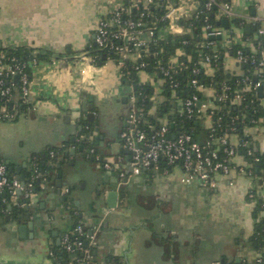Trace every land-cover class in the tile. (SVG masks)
I'll list each match as a JSON object with an SVG mask.
<instances>
[{"label": "crops", "instance_id": "0c3cea01", "mask_svg": "<svg viewBox=\"0 0 264 264\" xmlns=\"http://www.w3.org/2000/svg\"><path fill=\"white\" fill-rule=\"evenodd\" d=\"M109 1L0 0V47L28 46L49 54L30 71L32 106L14 120L0 121V157L4 162L9 160L10 165L18 166L22 161L35 162L37 156L42 162L43 152L64 146L76 134L80 116L86 117L90 96L98 127L94 134L105 133L111 143L105 148L98 139L96 146L103 151L104 160L124 155L119 147L122 116L114 111L112 119H103L99 106L104 93L113 95L118 88L121 69L110 59L101 65L80 59L94 46V28L108 12ZM227 1L233 2L237 16L260 17L237 31L242 37L248 36L243 39L251 50L256 49L254 42L261 37L264 54V10L255 8L252 0ZM233 20H228L227 27L237 26ZM246 25L251 28L247 33ZM222 67L227 77L244 74V65L229 51L224 53ZM129 85L132 91L133 85ZM18 98L14 89L12 102L16 104ZM260 102L264 108V94ZM242 133L255 150L264 152V116L253 125H244ZM228 136L232 144L240 139L236 132ZM247 163L242 153L234 157L236 166ZM97 164L102 171L94 195L96 202L87 208L74 204L71 196L68 207L61 199L50 205L45 195L36 193L31 195L27 211L21 205L18 223L17 216L9 214L18 197L9 199L7 212L0 217V264H53L51 248L74 227L73 214L91 229L100 224L94 252L99 264H109L112 259L120 264H258L260 254L251 237L264 219V184L257 175L239 172L235 166L228 175L217 176V185L207 189L197 182L181 184L178 166L172 167L169 175L160 168L142 169L128 176L118 190L116 206L109 208L101 186L116 184L118 175ZM20 172L28 179L35 170L22 168ZM71 183L79 188L85 185L81 179ZM66 187L61 189L65 191ZM251 189L253 198L248 196ZM256 201L260 210L255 215ZM19 224L26 228L20 231Z\"/></svg>", "mask_w": 264, "mask_h": 264}, {"label": "built area", "instance_id": "2783aa9c", "mask_svg": "<svg viewBox=\"0 0 264 264\" xmlns=\"http://www.w3.org/2000/svg\"><path fill=\"white\" fill-rule=\"evenodd\" d=\"M110 0L109 9L104 17H101L94 28L95 49L109 58L116 55L115 63L122 67L130 64L137 71H152L160 80L163 88V100L171 105L172 112L179 115L194 116L201 120L202 125L209 128L208 135L202 134L204 141L201 142L190 132L179 130L172 132L169 126L175 124L173 114L171 117H161L156 123L143 119V110L135 106V98L138 95L148 99L153 107L148 111L152 113L156 100V93L152 89L151 95L136 94L131 91L133 104L126 117L125 125L120 132V140L124 149L130 151L129 161L124 162V155L112 158H102L90 148L89 152L94 154L97 162H102L105 169H121L118 174L119 188L124 185L126 168L131 166V175L139 174L142 169L160 168L165 175H169L171 168L178 166L181 171L179 181L181 184L197 182L200 186L210 189L217 185V176L228 175L236 166L234 157L239 153L238 149L244 147L246 154H253L248 139L240 137L237 144L229 141V134L237 132L235 126H229V132L223 129L215 131L220 126V118H213L216 111L224 107L238 106L246 99L247 91L264 86V81L258 76L264 74V54L259 56L247 55L241 47L246 46V41L237 29L241 26H228L220 24L221 19L232 20L238 18L242 24L246 22L256 23L260 19L258 15L237 16L233 11V5L229 1L221 0ZM255 8L264 10V0H252ZM214 16L209 20L208 13ZM196 18L202 23L201 39L193 43V48L188 49L186 45L191 42L182 39V46L175 49L164 61L159 53L161 50L151 51L152 45L157 40H167L170 36L191 34V22L189 19ZM188 21V23H187ZM236 25V24H235ZM207 38L217 39V44ZM211 45V50L222 49L228 51L235 57L237 62L245 65L250 62L253 66V74L258 75L253 80L247 74L235 77L233 82L226 80L206 81L205 76H211L214 68L211 65L212 57L205 51ZM237 45L235 53L231 48ZM150 54L149 61L143 56ZM80 59L94 63V57L82 54ZM38 60L32 57L22 60L15 55L0 56V121L14 120L22 111L17 103L25 104L30 108V73ZM189 66V68H187ZM187 68V69H186ZM185 69L187 70L185 73ZM183 71V72H182ZM204 75V77H203ZM17 76V80L14 79ZM182 79V80H181ZM150 85V84H149ZM14 88L18 90L19 98L16 104L13 101ZM161 102V101H160ZM206 121H209L206 124ZM232 121H234L232 119ZM243 122V121H241ZM53 155V152H49ZM254 161L259 158L254 155ZM247 162V161H246ZM239 172L249 176H256L251 163L237 165ZM37 169L34 175L25 180L24 183L18 177H9L7 165L0 157V189L6 188L10 197H17L16 191L21 190V197L26 200L32 195L34 178L37 177ZM258 176V175H257ZM261 178V179H260ZM258 176L261 184L264 178ZM248 196L253 198L255 192L251 189ZM20 205H24V202ZM99 225L93 226L91 232L84 231V225L77 224L70 231L60 236L61 248L71 256L67 264H83L91 260V248L99 230ZM81 252L82 258L76 257ZM51 257L53 252L50 251ZM53 258V257H52ZM75 260V262H74ZM260 262V256L257 258Z\"/></svg>", "mask_w": 264, "mask_h": 264}, {"label": "trees", "instance_id": "16d2710c", "mask_svg": "<svg viewBox=\"0 0 264 264\" xmlns=\"http://www.w3.org/2000/svg\"><path fill=\"white\" fill-rule=\"evenodd\" d=\"M208 17L210 21L214 22V16L211 14V12L208 13ZM189 23L191 22V28L193 29L192 31V35L191 34H184V35H174V36H170L167 40H157V42L152 45L151 47V51H160L159 56L164 60L167 59V57L170 54H173L175 52V49L179 46H182V39H186L188 41L191 42V45H186V47L188 49L193 48V43L196 40L201 39V25L202 23L200 22L199 19H189ZM188 23V21H187ZM214 23H217V21H215ZM233 23L236 24L237 26H241L244 25V23L242 24L241 20L238 18H235L233 20ZM244 38H248L247 35L243 34ZM250 38V37H249ZM207 40H212V39H208ZM215 40V41H214ZM214 40V44H217V39L215 38ZM256 49L255 50H251L248 46L245 47H241V49L243 50V52L245 54L252 55L257 57L259 56L260 52H261V37H259L257 40H255L254 42ZM237 45H234L231 48V51L233 52V54L235 53V50L237 49ZM207 52H209L210 56L212 57L215 54V57L211 59V65L214 68L213 74L210 76H205V80L209 81L211 79H214L216 81H222V80H226L227 82H233L235 80V78L232 77H227V74L221 69L222 68V60H223V56H224V52L222 49L217 48L216 51H212L211 50V45L207 48V50H205ZM102 54L100 51L95 49V46H91L88 49L87 55L88 56H92L94 57V64L96 65H101L103 63H105L106 60L108 59H114L116 58V55H110L109 58L106 56L105 58H102ZM1 55H15L16 57L22 59V60H28L32 57H35L37 60H40L42 58H48L49 54L46 52H42V51H37L35 52L33 48L28 47V46H17V47H5L2 48L0 47V56ZM143 59L149 61L151 59L150 54H148L147 56H143ZM164 60V61H165ZM115 62V61H114ZM189 68V66L187 67ZM186 68V69H187ZM121 69V82H127L129 81L131 83V85H136L134 91L136 94H146L147 96L151 95L152 93V88L149 85V83L147 84H143L140 83L138 81L137 78V70H134L130 64H125L124 66L120 67ZM185 69L184 73L187 71ZM31 69H29V73H30ZM183 72V71H182ZM253 66L251 65L250 62H246V64L244 65V74H247L250 76V78L252 79V82L256 76L258 75H254L253 73ZM204 77V75H203ZM262 81H264V74H262V76H258V79H260ZM182 80V79H181ZM264 88V87H263ZM16 89V88H14ZM17 90V89H16ZM248 93L246 94V99H244L238 106H231V107H224L222 110H218L215 112L214 115H212V117L215 119L219 116H221L220 118V126L215 127V131H220V129L224 130L226 133L229 132L228 128L229 126H235L237 129L238 134H240V137L245 138V136L242 133L243 130V126L248 124V125H253L255 123L258 122V119L261 118L262 116H264V108L260 102V97L257 94V91L254 89H251L249 91H247ZM165 96L167 97V94H165ZM135 106L138 108H142V112H143V119H147L150 120L152 123H156L158 119H160L161 117H171L170 115L173 114L174 119H175V124L172 126L168 125V128L172 131V132H177L179 130H185L187 132H190L195 138L197 137L199 139V135L202 134H206L208 135V131L209 128H206L202 125V122L200 119L194 117V116H187L185 114L179 115L178 112H172L173 110H175V108H172V105L167 101H161L158 102L154 105V111L152 113L148 112L152 107L153 104H151V102L148 99H143L141 96L138 95V100L134 102ZM17 106L19 108L20 111H28V106L25 104H21L19 101L17 103ZM86 111V110H84ZM232 119L234 121H232ZM243 121V122H241ZM78 125L81 126V135H82V139L78 138V140L76 141L77 144L82 143L85 146V150L83 151L82 155L88 159H91L93 161L95 160V156L94 154H91L89 152L90 148L94 149L95 153H98L101 156V160L102 161L104 159V155L103 153L100 152V148L96 145L93 144V141H91L90 139L87 140V138H85V134L88 133V131L90 129L93 128L94 126V121H88L86 118H84L83 115L80 116L79 120H78ZM247 139V138H246ZM250 147L253 150V154H246V150L243 147H240L238 149L239 153H242L244 155V159L246 161H248L249 163L252 164V168L255 172L256 175L261 176L262 178H264V152H259L257 150H255L251 143H250ZM52 150L53 155H50L49 151ZM63 150V146L61 147H52L50 149H48L47 151L43 152V160L46 164H49V162L53 161L54 157L61 153ZM257 156L259 158L258 161H254L253 157ZM35 165H37V167H39V162H40V158L37 156V158L34 160ZM99 161V162H100ZM102 164V162L100 163ZM117 174H119V172H121V169H117L116 170ZM7 173L9 177H13L14 175H12L11 173L8 172L7 169ZM34 185H36V178H34ZM5 193V194H4ZM10 195L9 192L7 191L6 188H3L1 193H0V217H2L7 211V203L9 202L10 199ZM22 197L20 198V201H22ZM19 204V205H18ZM18 204L13 205L12 209L10 210L11 213H9L11 216H17L18 214L23 212V207L20 205L22 204V202H18ZM260 210V203L259 201H256V205L254 207L253 213L256 215L258 213V211ZM73 214V213H72ZM73 217L75 218V225L77 224H81L84 225V223L82 222L81 219L76 217V214H73ZM89 229H91V226H84V231L86 233H88ZM251 243L254 245L255 249L258 251V253L260 254V258L261 261L258 262V264H264V219L260 222H258L257 224V230L256 232L252 235L251 237ZM91 248V260L89 262H84L83 264H99L96 257H95V245L90 246ZM51 251L53 252V264H67L70 260H71V256L70 254H68L66 251H64L61 248L60 244H54L51 248ZM76 257L78 258H82V254L81 252L76 253ZM75 262V260H74ZM109 264H120L119 261L117 259H112V261Z\"/></svg>", "mask_w": 264, "mask_h": 264}, {"label": "water", "instance_id": "95a60500", "mask_svg": "<svg viewBox=\"0 0 264 264\" xmlns=\"http://www.w3.org/2000/svg\"><path fill=\"white\" fill-rule=\"evenodd\" d=\"M223 1H227V0H223ZM219 24V23H217ZM220 24L224 27H227L228 25V20L227 19H222L220 21ZM250 26L246 25L244 30L247 33L250 30ZM106 55L105 53L102 54V58H105ZM223 70V67L221 68ZM14 79L17 80V76H14ZM127 85L130 84L129 81L126 82ZM136 85H133V89H135ZM257 94L259 97H263L264 94V88L263 87H259L257 89ZM138 99L135 98V101H137ZM93 97H89V103L87 105V113H86V119L88 121H94V111H93ZM98 131V127H97V121H94V126L92 129H90L88 131V133H86L84 136L85 138L89 139V137L92 136L94 142V145H98L99 144V140L102 142L103 146L106 147H110L111 143L106 141V134L105 133H101L99 135H95L94 132ZM81 138L82 139V135H81V126L78 125L77 126V131L76 134L72 137H70L69 141L63 146V150L61 153L57 154L53 161H51L50 164H46L44 162V160L42 162H40V165L37 169V177H36V185H34V187L32 188V194H42L45 195L46 200H48L50 205H53V201H57V199H61V201H63V203H66V206L68 207V200H70V192L71 189L73 187H75V185H72V183H70V180H63L64 177V173H63V165L65 163H69V164H73L75 157L78 153H80L82 155L83 151L86 149L85 146L80 143L77 144V138ZM99 139V140H98ZM91 140V138H90ZM199 140L201 142L204 141V137L201 136L199 137ZM122 149V153L124 154V162L127 163L129 161V155H130V151L128 149H124L123 145L121 143V145L119 146ZM103 152V151H101ZM44 157V156H43ZM83 158L86 159V157H84L82 155ZM7 168H8V172L12 173L14 172L15 174H17V177L22 181V183L25 182V180L27 179L25 177L24 174H22L20 172V169L24 168H28V171H34L36 170L35 168V163L30 162L27 163V161H22L20 163V165L18 166H12L10 165V161L6 160L5 161ZM53 170H55V174H52ZM131 166L128 165V167L126 168V177H124L123 182H127L128 180V176L131 175ZM118 175V174H117ZM53 176L55 177L54 179V186L52 187L50 185V182L52 181ZM119 180L117 178L116 180V184L114 183H107L106 185L101 186V190L106 192V204L109 208H113L116 206V201L119 195V186H118ZM63 185H66V189L65 191H63L61 188ZM5 194V193H4ZM17 197H18V202H24V209H26V211L29 208V202H30V198L29 199H22V201H20L21 198V190L18 189L16 191ZM121 196H123V194H121ZM74 204H79L78 201H74ZM8 207H10V205H8ZM75 209V208H74ZM28 213V212H27ZM27 213H24L25 216H28ZM80 216V215H79ZM17 221L18 223L21 222L20 219V214L17 215ZM5 219L9 220V216H7ZM26 225L24 224H19V230L21 231L22 229H25ZM89 233L91 232V230L88 231ZM59 243V242H58Z\"/></svg>", "mask_w": 264, "mask_h": 264}, {"label": "rangeland", "instance_id": "374dc122", "mask_svg": "<svg viewBox=\"0 0 264 264\" xmlns=\"http://www.w3.org/2000/svg\"><path fill=\"white\" fill-rule=\"evenodd\" d=\"M137 78L140 83H149L151 88L158 92L156 93L155 103L163 100L165 94L163 92V88L159 85V78L154 79L156 78L154 72L138 71ZM108 94L109 93H104L103 99H101L99 102L102 118L112 119L116 112V115L119 114L122 116V124L124 123L125 125L126 117L129 114L133 104L130 85H127L125 82H120L115 93L113 95ZM124 98L126 99V102L124 101ZM208 123L209 121H206V124ZM108 130L110 133L112 132L110 129ZM95 165L97 166L96 168H94ZM99 167L100 166L96 161L87 160L83 158L80 153L76 155L73 164L65 163L63 165L64 181L70 180L69 182L71 183L72 180L76 181L81 179V182L85 184L82 188H79L78 184H74L75 187H73L70 192V196L73 198V200L78 201L79 205H81L83 208H87L96 202V196L94 195L96 190L99 188L97 181L99 180L98 178L101 176L102 171L101 167Z\"/></svg>", "mask_w": 264, "mask_h": 264}]
</instances>
